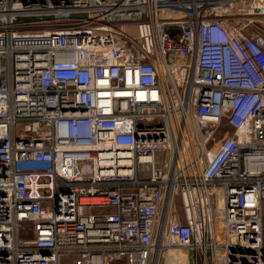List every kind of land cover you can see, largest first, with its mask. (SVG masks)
<instances>
[{"label": "built area", "instance_id": "built-area-1", "mask_svg": "<svg viewBox=\"0 0 264 264\" xmlns=\"http://www.w3.org/2000/svg\"><path fill=\"white\" fill-rule=\"evenodd\" d=\"M0 264H264V0H0Z\"/></svg>", "mask_w": 264, "mask_h": 264}, {"label": "rangeland", "instance_id": "rangeland-1", "mask_svg": "<svg viewBox=\"0 0 264 264\" xmlns=\"http://www.w3.org/2000/svg\"><path fill=\"white\" fill-rule=\"evenodd\" d=\"M170 252H174V250H171ZM170 255H172V254H170Z\"/></svg>", "mask_w": 264, "mask_h": 264}]
</instances>
